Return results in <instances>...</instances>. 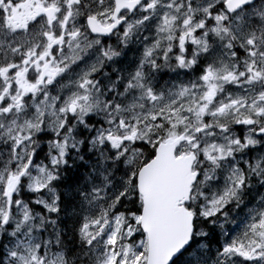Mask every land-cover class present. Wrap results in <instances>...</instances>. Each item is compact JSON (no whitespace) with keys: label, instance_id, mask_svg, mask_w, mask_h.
Returning a JSON list of instances; mask_svg holds the SVG:
<instances>
[{"label":"snow or ice","instance_id":"snow-or-ice-1","mask_svg":"<svg viewBox=\"0 0 264 264\" xmlns=\"http://www.w3.org/2000/svg\"><path fill=\"white\" fill-rule=\"evenodd\" d=\"M0 264H264V0H0Z\"/></svg>","mask_w":264,"mask_h":264}]
</instances>
